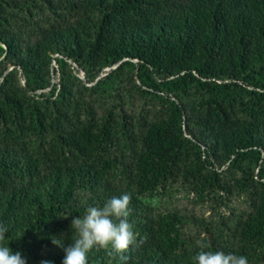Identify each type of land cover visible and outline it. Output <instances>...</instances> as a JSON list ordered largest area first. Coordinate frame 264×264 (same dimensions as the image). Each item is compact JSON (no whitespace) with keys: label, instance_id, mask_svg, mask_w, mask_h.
<instances>
[{"label":"trees","instance_id":"16d2710c","mask_svg":"<svg viewBox=\"0 0 264 264\" xmlns=\"http://www.w3.org/2000/svg\"><path fill=\"white\" fill-rule=\"evenodd\" d=\"M185 190L230 212L171 207ZM125 193L136 244L88 264H194L202 242L264 264V0H0L4 243L62 264L72 219Z\"/></svg>","mask_w":264,"mask_h":264},{"label":"clouds","instance_id":"9594fccd","mask_svg":"<svg viewBox=\"0 0 264 264\" xmlns=\"http://www.w3.org/2000/svg\"><path fill=\"white\" fill-rule=\"evenodd\" d=\"M130 203L131 196L125 193L109 198L103 206L89 207L82 218L74 217L71 228L77 238L64 248L62 264H88V253L95 247L123 253L136 244L137 234L128 220L132 211ZM7 232L8 228L0 222V264H27L20 251H13L4 243ZM52 243L63 247L58 239L52 240ZM209 248L210 245L200 243V250L192 258L194 264H248L246 256L207 250ZM40 264H52V261L42 260Z\"/></svg>","mask_w":264,"mask_h":264},{"label":"rangeland","instance_id":"374dc122","mask_svg":"<svg viewBox=\"0 0 264 264\" xmlns=\"http://www.w3.org/2000/svg\"><path fill=\"white\" fill-rule=\"evenodd\" d=\"M53 65L56 67V62L53 61ZM75 66V65H74ZM76 67H78L76 65ZM82 72L83 70H80V76H82ZM175 194H173V198L172 201L170 203V206H175L178 207L180 209H183V212L186 213L189 216L192 215H196V216H204V217H208V218H214L216 217V215L218 216V214L216 212H222V213H229L230 212V208L221 205L219 207L218 210L214 211L213 209V204H209L208 201L206 202H202V203H195L193 201V192H189V191H182V192H174ZM244 203V199L243 196L238 197L237 199H233L230 201V205L233 207H240L242 204ZM194 228L196 229V231H198L201 235V231H199L200 229L195 227L194 225H192ZM200 237V236H199ZM195 239H198L195 238Z\"/></svg>","mask_w":264,"mask_h":264},{"label":"water","instance_id":"95a60500","mask_svg":"<svg viewBox=\"0 0 264 264\" xmlns=\"http://www.w3.org/2000/svg\"><path fill=\"white\" fill-rule=\"evenodd\" d=\"M81 77L84 78V71L82 72V76ZM22 84L25 85V81L24 80H22Z\"/></svg>","mask_w":264,"mask_h":264}]
</instances>
